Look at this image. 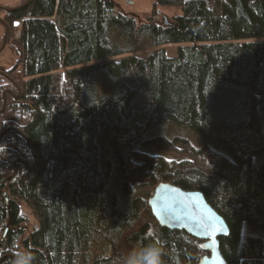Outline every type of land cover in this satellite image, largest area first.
<instances>
[{"label":"trees","instance_id":"obj_1","mask_svg":"<svg viewBox=\"0 0 264 264\" xmlns=\"http://www.w3.org/2000/svg\"><path fill=\"white\" fill-rule=\"evenodd\" d=\"M25 1L0 8L16 56L0 70V264H122L152 243L162 264H198L202 240L155 219L160 182L224 219L226 264H264V0H153L181 8L172 23Z\"/></svg>","mask_w":264,"mask_h":264},{"label":"water","instance_id":"obj_2","mask_svg":"<svg viewBox=\"0 0 264 264\" xmlns=\"http://www.w3.org/2000/svg\"><path fill=\"white\" fill-rule=\"evenodd\" d=\"M1 22L5 25V33L0 50L6 42L8 30L2 19ZM13 165L15 170V163ZM147 201L160 226L184 230L193 238L202 240L201 245L208 254L198 264H226L219 250L218 238L227 236L228 227L202 193L182 189L170 182H160L152 188Z\"/></svg>","mask_w":264,"mask_h":264},{"label":"rangeland","instance_id":"obj_3","mask_svg":"<svg viewBox=\"0 0 264 264\" xmlns=\"http://www.w3.org/2000/svg\"><path fill=\"white\" fill-rule=\"evenodd\" d=\"M117 11L122 12L126 15H135L139 20L145 22L149 18H153L157 23H172L174 22V17L180 15L182 10L180 7L158 5L153 0H111ZM21 0H0V8L2 7H17ZM2 10L0 9V41L2 43V38L5 33V25L1 22ZM3 20V19H2ZM20 26L19 22H14L12 25L13 31H16ZM8 34V33H7ZM6 34V35H7ZM6 42L0 50V70L10 67L16 56L13 52L9 42L8 36L6 37ZM0 43V45H1ZM178 44L184 43H167L157 46L156 49H163L166 55L173 56L175 54V49ZM146 52H140L139 54H145ZM122 55L114 56V59L120 58ZM96 60L94 62H98ZM198 144L201 143L197 141ZM23 205V204H22ZM24 214L28 221V228L35 225V220L30 212L24 208ZM137 249L135 246H123L122 251L124 252V257L133 250Z\"/></svg>","mask_w":264,"mask_h":264},{"label":"clouds","instance_id":"obj_4","mask_svg":"<svg viewBox=\"0 0 264 264\" xmlns=\"http://www.w3.org/2000/svg\"><path fill=\"white\" fill-rule=\"evenodd\" d=\"M162 249L156 244H148L140 249L131 250L122 260V264H162ZM30 252H18L13 264H32Z\"/></svg>","mask_w":264,"mask_h":264},{"label":"flooded vegetation","instance_id":"obj_5","mask_svg":"<svg viewBox=\"0 0 264 264\" xmlns=\"http://www.w3.org/2000/svg\"><path fill=\"white\" fill-rule=\"evenodd\" d=\"M7 33H8V30H7ZM8 36V34L6 35V37ZM7 39V38H6ZM25 164V163H24Z\"/></svg>","mask_w":264,"mask_h":264}]
</instances>
